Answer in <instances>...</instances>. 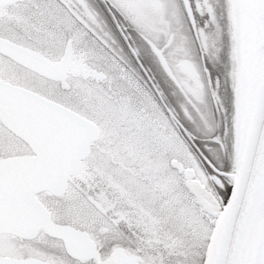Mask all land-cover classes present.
I'll return each mask as SVG.
<instances>
[{
  "label": "snow or ice",
  "instance_id": "obj_1",
  "mask_svg": "<svg viewBox=\"0 0 264 264\" xmlns=\"http://www.w3.org/2000/svg\"><path fill=\"white\" fill-rule=\"evenodd\" d=\"M0 264H264V0H0Z\"/></svg>",
  "mask_w": 264,
  "mask_h": 264
}]
</instances>
